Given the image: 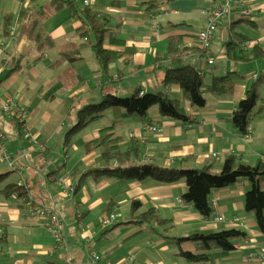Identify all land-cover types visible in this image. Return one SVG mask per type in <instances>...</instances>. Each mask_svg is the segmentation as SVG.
<instances>
[{
  "label": "crops",
  "instance_id": "crops-1",
  "mask_svg": "<svg viewBox=\"0 0 264 264\" xmlns=\"http://www.w3.org/2000/svg\"><path fill=\"white\" fill-rule=\"evenodd\" d=\"M48 1L0 0V72L11 71L0 82V130L13 163L10 166L0 159V173L7 172L2 184L26 181L28 191L58 214L65 242L55 247L47 222L28 213L20 198L0 190V264H66V260L71 264H192L177 254L178 246L170 238L232 227L245 229L249 236L216 258L215 264H264V233L244 205L246 180L213 190L210 204L215 205L206 218L183 200L184 180L138 181L108 174L82 178L91 167H104L100 152L87 153L84 145L112 124L114 113H108L109 120H93L74 134L69 145L65 143L78 109L100 100L103 89L122 96L164 90L182 102L188 123L161 115L154 105L148 115L151 124L162 125L161 132L148 133L145 127L151 124L129 115L113 126L111 140L121 137L119 146L125 150L129 139H139L141 159L166 166L212 163L219 172L231 154L248 164L264 163V55L252 58L256 48L264 53V0H90L89 7L109 16L112 38L120 41L106 39L104 46L133 51L130 60L111 62L106 71L100 69L86 36L78 33L80 19L67 7L40 19L53 41L40 55L29 30ZM77 3L83 4L82 0ZM215 7L227 9L217 19L209 46L202 47L197 34L208 27ZM20 14L23 17L18 20ZM7 15L11 20L6 24ZM239 49L244 51L243 58H234ZM19 58L21 63L14 60ZM184 65L195 68L206 82L230 73L232 89L206 93L204 87L206 103L194 107L179 84L163 83L167 68ZM260 76V99L245 138L230 119ZM6 102L27 110L24 125L3 113ZM33 140L44 149L30 143ZM184 157L188 159L179 163ZM136 199L141 201L136 214L152 209L166 219L164 224L157 218L130 221L134 219L131 201ZM110 214L115 220L104 227L102 219ZM219 215L224 219L217 220ZM185 247L195 249L192 243ZM92 253L99 259L94 260Z\"/></svg>",
  "mask_w": 264,
  "mask_h": 264
},
{
  "label": "trees",
  "instance_id": "trees-1",
  "mask_svg": "<svg viewBox=\"0 0 264 264\" xmlns=\"http://www.w3.org/2000/svg\"><path fill=\"white\" fill-rule=\"evenodd\" d=\"M64 7L69 8L80 19L81 24L77 31L81 36H86V40L89 42L87 44L91 46L102 71H106L108 64L118 59H123L124 61L130 60L131 55H133L131 49L116 51L104 46L106 39H111L113 34L109 26V16L88 5L77 3V0H49L46 5L39 8V17H36L30 25L29 37L40 52V55L53 44L49 35L43 31L40 19H44L51 12ZM25 13L23 12V14ZM22 17L23 15L20 14L18 20H21ZM10 20V15H7L5 23L7 24ZM7 29L5 27V31H8ZM174 40L175 38H172L170 44ZM111 42L120 43V41L114 38L111 39ZM174 51L175 49L170 46V52L173 53ZM239 51L240 54H236L234 58H243L244 51L242 49H239ZM252 55L253 59H257L263 57L264 53L262 50L256 48L253 50ZM66 56L68 57L69 54L67 53ZM73 58L78 59L80 56H73ZM14 60L21 63L22 58ZM10 72V69H3L0 72V82ZM229 74L214 76L209 82H206L195 68L184 65L167 68L163 83L165 86L168 84H179L185 99L190 105L198 108L205 105V94L207 92L214 93L224 90L230 91L232 89ZM262 78L261 76L258 77L248 87L245 96L238 102L236 110L231 116L230 120L232 124L243 135L247 131L250 116L260 99L259 85L263 80ZM204 87L205 94L203 93ZM101 93L100 100L83 104L78 109L77 121L66 133L65 137V143L69 145L71 138H73L77 131L102 116L107 109L111 108L114 110L115 116L112 124L102 129L99 136L84 145V150L87 153L94 150L100 152L104 167H91L82 174V178L89 175L100 177L108 174L117 178L138 181L155 179L165 183H174L184 180L187 190L183 194V200L191 204L206 218H210L212 215L213 207L210 204V195L213 190L246 180L249 183V188L245 193V209L254 215L260 231L264 233V163L262 161L258 160L254 164H248L241 162L236 155L231 154L226 158L219 172L213 170L212 163H207L201 167H184L182 165L166 166L153 161H143L140 154L141 145L139 139H129V147L123 150L119 146V142L122 140L121 137L111 140L112 136H114L113 132H111L113 126H116L124 117L129 115H135L140 121L151 124L152 119L149 117L148 111L154 105L158 106L161 115L176 118L182 124H186L190 121V117L184 105L180 100L173 99L164 90L147 92L143 95H140L139 91H137L128 96L118 95L106 89H103ZM262 108L264 109V105H262ZM11 119L19 121L21 126L24 125V120H18L16 117ZM187 159L184 157L179 163L185 162ZM113 162H115V165L112 167L110 164ZM6 173H0V185H2L0 190L2 193L5 195L14 194L21 199L22 204H24L23 198L25 195L30 194L35 201L44 204L28 191L26 181L23 185H19V182L2 184ZM131 205L134 219L130 221H149L157 218L160 223L164 224L166 219L161 218L152 209L142 214H136L141 205L140 200H132ZM248 236L249 234L245 229L232 227L219 231L196 230L187 236L172 237L170 240L177 244V254L183 257L186 262L192 264H215L216 258L225 256L234 250L236 244L246 240ZM186 243H192L195 249L186 248Z\"/></svg>",
  "mask_w": 264,
  "mask_h": 264
},
{
  "label": "built area",
  "instance_id": "built-area-1",
  "mask_svg": "<svg viewBox=\"0 0 264 264\" xmlns=\"http://www.w3.org/2000/svg\"><path fill=\"white\" fill-rule=\"evenodd\" d=\"M84 5H89L90 0H82ZM228 5V2H227ZM227 7H215L213 10L214 12L210 15L209 21H208V27L205 28L204 30L200 31L197 34V39L202 47H208L210 44V39L213 36V31L214 28L216 27L217 19L219 20L222 18L226 11ZM209 63H212V60H209ZM255 77H257L256 74H254ZM140 95L143 94V91H140ZM2 111L3 113L10 117V118H18V120H24V113H25V108L23 106L14 104V103H4L2 105ZM20 117V118H19ZM148 133L156 134L161 132L162 125L160 123L156 124H151L147 125L145 127ZM251 132V128L248 126L247 131L245 132L244 136L249 137ZM25 137H30L28 133L25 134ZM4 139L5 135L4 133L0 130V159L3 161H7L10 166H13L12 161L10 160V156L7 153L6 146L4 144ZM30 143H33L36 147H39L40 149H44L43 146L39 145L38 142H35V140L30 141ZM23 182H25L23 179L19 181V185H22ZM23 203L25 205V208L28 213L31 215H36L44 219V222H47V225L49 229L54 233V236L56 238V245L55 247H58L61 244H64V236L62 235V232L60 230V225H61V218L58 216V214L52 210L48 205L41 204L30 195L27 194L23 198ZM26 205L28 207H26ZM212 205H215V202H212ZM212 206V207H213ZM217 220L221 221L224 219L223 215H219L216 217ZM115 220L114 214H110L108 216H105L102 219V225L104 227L110 226L113 221ZM92 257L94 260H98L99 256L96 255L95 253H92ZM66 264H71L69 260H66Z\"/></svg>",
  "mask_w": 264,
  "mask_h": 264
},
{
  "label": "rangeland",
  "instance_id": "rangeland-1",
  "mask_svg": "<svg viewBox=\"0 0 264 264\" xmlns=\"http://www.w3.org/2000/svg\"><path fill=\"white\" fill-rule=\"evenodd\" d=\"M154 107V106H153ZM108 113H114V110L113 109H111V108H109V109H107L106 111H105V113L102 115V116H100V117H98V118H96V120L97 121H106V120H109L111 117H108ZM27 114H28V112H27V110L25 109V113H24V117L26 118L27 117ZM20 118V117H19ZM24 118V119H25ZM93 122V121H92ZM111 123H112V121H110ZM110 123V124H111ZM245 138H249L248 136L247 137H245ZM30 140V139H29ZM38 140H35V142H37ZM23 184H24V182H23ZM22 184V185H23ZM24 205V204H23ZM24 207H25V205H24ZM26 207H28L27 205H26Z\"/></svg>",
  "mask_w": 264,
  "mask_h": 264
}]
</instances>
